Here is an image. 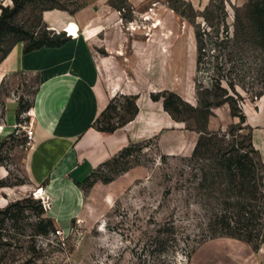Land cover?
<instances>
[{"label":"rangeland","instance_id":"rangeland-1","mask_svg":"<svg viewBox=\"0 0 264 264\" xmlns=\"http://www.w3.org/2000/svg\"><path fill=\"white\" fill-rule=\"evenodd\" d=\"M247 2L17 0L15 4L0 0V13L2 8L13 9L11 20L19 30L0 34V66L18 39L26 42L31 36L59 32L72 37L82 31L102 62L99 69L104 88H118L109 97L111 108L94 128L121 124L130 117L133 102L138 107V99L152 124L154 120L162 122V128L149 137L124 146L129 148L123 155L118 156L124 147L100 164L80 184L77 207L58 216L51 211L50 199L40 191L34 195L24 174L27 145L22 126L31 124L35 78L21 71L0 75L2 130L5 102H16L7 104L6 123L15 121L16 114L13 129L0 132V210L19 202L6 214L0 213V264H187L194 249L211 236L212 214L220 212L222 205L210 189L200 186V165L189 160L203 119L183 112L186 121H178L164 110L163 101L174 93L171 101L177 106H182L177 98L196 105V83L200 80L208 85L209 76H216L218 53H222L217 60L223 64L222 73L232 70L230 78L237 83L240 97H234L236 105L252 106L260 97H255L260 57L242 43L240 29L241 43L233 48L231 63L226 62V49L208 47L205 63L196 71L195 30H217L220 39L226 33L231 37L237 17L248 24ZM71 23L74 33L69 29ZM238 121L227 103L213 106L205 130L228 133L234 129L238 138L250 131L253 137L254 129L241 127ZM257 133V143L264 151V131ZM226 137L229 140L232 136ZM40 207L44 210L40 217H50L53 229L36 226ZM10 214L17 218H7ZM57 229L62 237L56 234ZM260 233L249 243L254 249L264 242V230Z\"/></svg>","mask_w":264,"mask_h":264},{"label":"crops","instance_id":"crops-1","mask_svg":"<svg viewBox=\"0 0 264 264\" xmlns=\"http://www.w3.org/2000/svg\"><path fill=\"white\" fill-rule=\"evenodd\" d=\"M88 40L80 31L60 47H42L27 53L18 43L0 66L1 76L21 71L35 78L29 113L33 140L25 151L24 174L33 191L39 189L51 200V211L58 216L68 215L71 208L77 207L80 184L100 164L130 142L162 128V122L149 121L140 99L134 119L120 129L109 133L93 127L111 93L118 88H104L99 69L102 62L93 54ZM8 102L16 104L6 100L2 132L13 129L11 125L16 122L15 114V121L6 123ZM242 110L246 124L254 129L252 143L264 163V151L256 139L257 130L264 131V95L252 106L243 105ZM187 264H264V242L254 249L228 236L207 239L194 249Z\"/></svg>","mask_w":264,"mask_h":264},{"label":"trees","instance_id":"trees-1","mask_svg":"<svg viewBox=\"0 0 264 264\" xmlns=\"http://www.w3.org/2000/svg\"><path fill=\"white\" fill-rule=\"evenodd\" d=\"M13 2L17 4V0H13ZM13 12V9L2 8L0 13V34L19 31L11 20ZM245 14L248 21L247 26L237 17L235 30L231 37L226 33L224 38L220 39L217 30L214 33L200 28L195 30L196 71H201L205 63L203 58L207 53L208 47L211 49H219L220 47L222 51L226 49L227 53L224 54L226 55V62L231 63L234 60L233 56L235 53L233 48L237 49L239 47L238 44L240 45L241 43L237 32L240 29L243 37L242 43H247L248 47L257 51V57H260L257 68L259 90L255 92V97H259L264 94V0H248L245 6ZM70 38L61 32L52 35L43 33L37 38L31 36L26 42L18 39L9 47V50L18 42L23 43V53L42 47H60ZM223 45L225 46L223 47ZM220 56H222V53L215 55L216 76H209L208 85H204L200 80L196 83V105H191L177 98L180 105H182L177 106L175 102L171 101V97L175 96L174 93H170L169 97L163 101V108L178 121H186L182 116L183 112H190L192 117H201L203 119V123L199 128L200 135L192 149L189 160L196 161L200 165L198 168L200 186L210 189L212 197L216 198L218 204L222 205L220 212H213L212 214L214 225L211 227V236L208 239L228 236L250 243L260 236L262 229L264 230V163L261 160L259 151L252 144L250 131L238 138L234 135V129H231L228 133L208 132L205 130V123L207 116L210 114V109L213 106H220L225 103L229 105L231 114L238 117L240 126H247L250 130V127L246 125V116L241 106L236 105L234 97H240V93L236 90L237 83L230 78L232 70L229 69L227 74L222 73L224 70L222 68L223 64L217 63ZM240 86L244 89V86ZM180 107L182 108L180 109ZM110 108L111 103L108 102L95 120L93 127ZM137 112L138 107L133 102L130 117L125 118L121 124L107 127L97 126V129L111 133L131 121ZM227 135L232 137L228 140ZM128 148L124 147L118 156L123 155ZM118 156L114 159H117ZM94 171L85 180H88L94 174ZM216 191H218L219 196H216ZM18 204L19 202L17 201L10 203L3 210H0V213L6 214ZM43 212L44 210L40 207L37 213L38 221L36 226L42 229L45 227L53 229L50 217L47 219L40 217ZM7 218L13 219L17 218V216L10 214Z\"/></svg>","mask_w":264,"mask_h":264},{"label":"built area","instance_id":"built-area-1","mask_svg":"<svg viewBox=\"0 0 264 264\" xmlns=\"http://www.w3.org/2000/svg\"><path fill=\"white\" fill-rule=\"evenodd\" d=\"M16 127V126H14ZM24 132H25V142H26V145H30L32 140H33V128H32V125L31 124H27V125H24L22 126ZM2 131V128H0V132ZM39 189L35 190L34 191V195H37ZM42 195V194H41ZM40 195V196H41ZM56 234L60 237H62V232L61 230L57 229L56 230ZM63 239V238H62Z\"/></svg>","mask_w":264,"mask_h":264},{"label":"bare ground","instance_id":"bare-ground-1","mask_svg":"<svg viewBox=\"0 0 264 264\" xmlns=\"http://www.w3.org/2000/svg\"><path fill=\"white\" fill-rule=\"evenodd\" d=\"M69 29H70V31L73 32V33H74V31H76V30H75L76 28H74V25L69 26Z\"/></svg>","mask_w":264,"mask_h":264}]
</instances>
